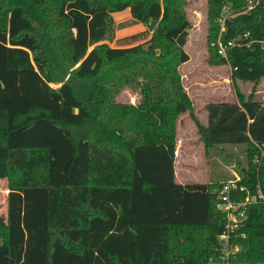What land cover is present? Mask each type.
<instances>
[{
	"label": "trees",
	"instance_id": "obj_1",
	"mask_svg": "<svg viewBox=\"0 0 264 264\" xmlns=\"http://www.w3.org/2000/svg\"><path fill=\"white\" fill-rule=\"evenodd\" d=\"M0 177L11 175L0 264L223 263L222 182L179 184L177 124L190 113L206 152L247 146L242 192L264 193V102H210L194 113L180 68L191 22L186 0H0ZM208 0L211 43L235 40L234 77H264V0ZM229 17L221 32L220 18ZM129 10L145 26L110 37L111 15ZM245 34L248 38L242 39ZM251 42L250 46L245 43ZM141 78V79H140ZM143 80V82H141ZM122 84L141 88L137 105L117 101ZM245 234V237H242ZM232 264H264V204L247 206L230 236Z\"/></svg>",
	"mask_w": 264,
	"mask_h": 264
},
{
	"label": "rangeland",
	"instance_id": "obj_2",
	"mask_svg": "<svg viewBox=\"0 0 264 264\" xmlns=\"http://www.w3.org/2000/svg\"><path fill=\"white\" fill-rule=\"evenodd\" d=\"M44 1L49 6L52 3L58 2V0ZM186 1L187 16L192 25L186 45L190 61L182 65L180 71L183 85L189 93L193 104H195L194 113L197 116V110V118L203 120L201 111H203V105L206 102L236 103L240 98H252L264 102V77L256 82L235 78L230 64H213L216 58L214 51L211 49L212 43L210 44V42L214 33L215 20L210 17L208 0ZM6 6L7 3L5 1L0 8L1 13ZM252 10L247 5L243 11L236 12L230 10L229 13L233 18ZM223 15L227 16L229 14L226 11ZM110 25V37L104 43L112 47L120 45L117 42L119 38L121 39L125 35L140 33L145 29L143 24L130 15L129 10L113 13ZM121 87L117 96L119 103L124 105L139 104L142 98L141 88L137 89L128 84H122ZM201 94L203 96H200ZM201 99L205 100L202 101ZM179 121H181L180 124ZM178 124L183 132L192 130L199 134L190 113L184 114L182 119L179 118ZM196 134L188 142H183L182 148H180L181 155L177 167L183 178L185 177L189 181L197 182L209 179L210 181L219 183L226 180L227 176L238 172V168L245 162L246 155L244 152L247 150V146L220 145L208 150L205 154V146L198 141V135L196 136ZM179 145L181 146V143ZM1 165L3 164L0 163ZM208 171L209 177L208 175L206 176ZM11 178L9 174L4 178L0 177V223L5 222V224L7 223L8 193ZM209 264H215V261L211 260ZM222 264L225 263L223 262ZM229 264L232 263L229 262Z\"/></svg>",
	"mask_w": 264,
	"mask_h": 264
},
{
	"label": "built area",
	"instance_id": "obj_3",
	"mask_svg": "<svg viewBox=\"0 0 264 264\" xmlns=\"http://www.w3.org/2000/svg\"><path fill=\"white\" fill-rule=\"evenodd\" d=\"M259 0H247V5L250 10L256 8ZM226 11L228 9L226 8ZM229 15L220 18L221 32L225 29V22ZM248 38V34L243 36V40ZM251 43V42H250ZM249 42L245 44L250 46ZM236 45L235 40L228 41L225 43L221 35L218 39L212 43L217 49L219 55L227 58L229 49H232ZM264 160V149L260 156H257L255 162L260 164ZM241 178L238 174H234L233 179H229L222 184V187L217 193V208L226 215V230L227 232L223 234L220 239L225 245L223 262L229 264V259L231 255H234L240 250L239 246H232L229 243L231 234L238 228H240L246 219V209L247 206L253 203H262L264 204V193L258 189L255 195H246L245 199L236 200L242 192H248L246 186L240 183ZM242 237H245V234H242Z\"/></svg>",
	"mask_w": 264,
	"mask_h": 264
},
{
	"label": "crops",
	"instance_id": "obj_4",
	"mask_svg": "<svg viewBox=\"0 0 264 264\" xmlns=\"http://www.w3.org/2000/svg\"><path fill=\"white\" fill-rule=\"evenodd\" d=\"M200 96H203L202 94L200 95ZM202 100V99H201ZM205 100V99H204ZM204 100H202V101H204ZM210 102H206V103H204V109H203V111H201V113L203 114V120L202 119H200L199 118V120H200V122L205 126V125H207L208 124V113H207V111H206V109H205V107L207 106V104H209ZM194 106H195V104H194ZM186 114V113H185ZM196 114H197V116H198V113H197V110H196ZM184 115V114H183ZM183 115L180 117L181 119L183 118ZM180 122L181 121H179V124H180ZM193 122V121H192ZM179 124H178V127H177V148H176V160H175V174H176V181L179 183V184H182V185H184V184H188V183H192V182H197V181H189L188 179H186L185 177L183 178L182 177V174L181 173H179V171H178V167H177V163H178V160H179V158H180V148H182V143L184 142H188L191 138H193V137H195V134L197 133H195L194 131H192V130H189V131H186V132H183L182 130H181V128L179 127ZM194 124V123H193ZM195 126V125H194ZM196 128V127H195ZM198 135V141H200V143L201 144H203V146H205L204 145V143L201 141V136H200V134H196V136ZM181 143V146L179 145ZM179 145V146H178ZM205 149V154L207 153L206 152V148H204ZM208 163H209V161H208ZM210 170V169H209ZM185 171V170H184ZM209 174V171L207 172V174H206V176ZM208 177H209V175H208ZM200 183H211V182H213V181H210L209 179H205L204 181H199Z\"/></svg>",
	"mask_w": 264,
	"mask_h": 264
}]
</instances>
